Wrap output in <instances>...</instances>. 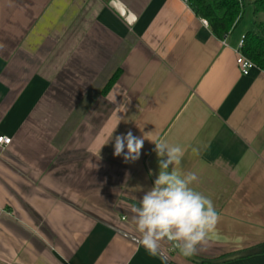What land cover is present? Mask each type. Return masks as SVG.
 Wrapping results in <instances>:
<instances>
[{
	"label": "crops",
	"instance_id": "obj_1",
	"mask_svg": "<svg viewBox=\"0 0 264 264\" xmlns=\"http://www.w3.org/2000/svg\"><path fill=\"white\" fill-rule=\"evenodd\" d=\"M205 21L186 0H0V264H264V72ZM140 129L220 217L189 259L140 243L155 145L114 156Z\"/></svg>",
	"mask_w": 264,
	"mask_h": 264
},
{
	"label": "clouds",
	"instance_id": "obj_2",
	"mask_svg": "<svg viewBox=\"0 0 264 264\" xmlns=\"http://www.w3.org/2000/svg\"><path fill=\"white\" fill-rule=\"evenodd\" d=\"M140 131L142 135L139 137L130 130L117 135L114 142V156L123 155L125 162L139 160L145 140L155 145L153 151L159 171L153 186L144 192L139 205L132 209L137 231L141 234L140 243L150 253L156 254L160 241L167 240L178 246L184 255L192 256L198 245H204L218 235L220 217L213 202L192 187L197 175L177 170L183 149L166 141L151 139L149 132ZM192 152L199 154L197 148ZM152 174L150 170L149 175ZM136 188L143 191L140 186Z\"/></svg>",
	"mask_w": 264,
	"mask_h": 264
},
{
	"label": "trees",
	"instance_id": "obj_3",
	"mask_svg": "<svg viewBox=\"0 0 264 264\" xmlns=\"http://www.w3.org/2000/svg\"><path fill=\"white\" fill-rule=\"evenodd\" d=\"M196 11L199 18L207 21L213 34L220 40L229 36L243 18L247 5L253 7L254 27L244 35L242 54L264 72V0H186ZM115 81L108 84L106 90ZM256 253H264V244L255 249ZM222 260L205 261L218 263Z\"/></svg>",
	"mask_w": 264,
	"mask_h": 264
},
{
	"label": "built area",
	"instance_id": "obj_4",
	"mask_svg": "<svg viewBox=\"0 0 264 264\" xmlns=\"http://www.w3.org/2000/svg\"><path fill=\"white\" fill-rule=\"evenodd\" d=\"M205 24H207V21H205ZM244 37L240 41V44L238 46V51H237V60L236 64L239 67L242 75L247 76L252 69H254L256 66L252 61L247 59L243 54H242V48L244 46ZM12 142L11 138L0 136V147H6L9 146Z\"/></svg>",
	"mask_w": 264,
	"mask_h": 264
},
{
	"label": "rangeland",
	"instance_id": "obj_5",
	"mask_svg": "<svg viewBox=\"0 0 264 264\" xmlns=\"http://www.w3.org/2000/svg\"><path fill=\"white\" fill-rule=\"evenodd\" d=\"M246 2H253L254 0H245ZM253 7L251 5H247L244 11L243 19L239 23V25L235 29V37L240 38V41L244 37V34L248 30H252L254 27V15H253ZM244 33V34H242ZM240 43V42H239Z\"/></svg>",
	"mask_w": 264,
	"mask_h": 264
},
{
	"label": "water",
	"instance_id": "obj_6",
	"mask_svg": "<svg viewBox=\"0 0 264 264\" xmlns=\"http://www.w3.org/2000/svg\"><path fill=\"white\" fill-rule=\"evenodd\" d=\"M172 244H173V243H172ZM173 246H174L175 249L178 251V253H180L182 256H184V257H186V258H188V259L191 257V256H186V255H184L183 252L180 250V248H179L178 246H176V245H174V244H173Z\"/></svg>",
	"mask_w": 264,
	"mask_h": 264
}]
</instances>
